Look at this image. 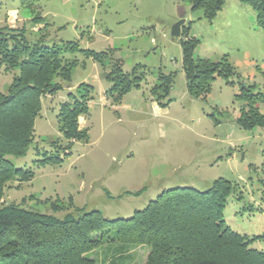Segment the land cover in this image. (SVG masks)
<instances>
[{
  "label": "rangeland",
  "instance_id": "rangeland-1",
  "mask_svg": "<svg viewBox=\"0 0 264 264\" xmlns=\"http://www.w3.org/2000/svg\"><path fill=\"white\" fill-rule=\"evenodd\" d=\"M179 19L185 36L198 43L194 58L227 57L236 70L229 79L233 85L216 77L205 99L189 96L180 39L170 34ZM255 19L254 10L238 0H224L211 20L188 0H0L3 33H22L28 42L46 44L78 41L81 48L105 52L102 64L77 53L86 64L73 67L71 89L64 85L41 98L32 144L24 156L11 157L15 167L29 168L34 175L7 180L0 205L60 218L90 210L109 219L129 217L163 190H205L221 177L233 185L223 208L227 225L248 237L263 234L264 127L240 128L236 118L242 103L234 100L241 84H254V92H264V29ZM116 65L139 82L138 89L122 96L119 103L126 106L118 111L100 100L104 91L109 99L117 94L107 91L104 78ZM171 72V101L162 108L152 94L165 100L160 84ZM14 73L17 70L0 67V91L5 92ZM82 82L94 91L79 87ZM68 92L76 97L93 94L94 101L85 122L79 118L88 140L75 142L64 156L67 140L58 130L56 115ZM260 110L264 112V105ZM53 155L61 161H39ZM252 247L264 250V237ZM103 250L89 256L105 264ZM148 250L133 247L126 264H144Z\"/></svg>",
  "mask_w": 264,
  "mask_h": 264
},
{
  "label": "trees",
  "instance_id": "trees-1",
  "mask_svg": "<svg viewBox=\"0 0 264 264\" xmlns=\"http://www.w3.org/2000/svg\"><path fill=\"white\" fill-rule=\"evenodd\" d=\"M192 8H201L211 20L224 0H188ZM249 5L256 14V24L264 29V0H238ZM183 19L171 25L170 34L180 39L186 90L190 97L203 99L211 90L216 77L229 80L236 75L234 66L224 55L217 61L194 58L197 41L185 36ZM0 29V67L15 71L5 92L0 91V194L7 180L14 176L31 179L29 168L15 167L11 157L24 156L34 140V121L39 116L45 95H53L69 86L72 69L84 66L87 58L100 64L104 51L81 48L78 41L46 44L40 40L28 42L19 33H3ZM7 30V29H6ZM16 32H19L15 30ZM13 33V32H12ZM81 53L83 60L76 56ZM174 73L165 75L164 98L152 94L159 107L170 103L168 98ZM116 92L112 100L119 102L131 89H138L135 77L112 67L104 76ZM86 92L94 91L89 83H80ZM254 84H241L234 100L241 101L238 126L244 130L264 127V92H254ZM106 91V92H107ZM110 95V94H108ZM93 94L76 97L71 92L59 104L58 130L67 140L64 156L73 144L88 140V129L80 128L78 119L88 113ZM217 123V122H215ZM57 155L43 157L40 162L58 163ZM233 185L224 178L215 179L210 187H173L163 190L140 210L129 217L109 219L98 210L82 212L77 217L66 213L63 217L25 209L17 205H0V264H97L89 253L104 249L105 264H126L130 250L147 246L144 264H264V250L252 247L263 238L248 237L230 228L224 220L223 208ZM139 193L137 191L135 194Z\"/></svg>",
  "mask_w": 264,
  "mask_h": 264
},
{
  "label": "crops",
  "instance_id": "crops-1",
  "mask_svg": "<svg viewBox=\"0 0 264 264\" xmlns=\"http://www.w3.org/2000/svg\"><path fill=\"white\" fill-rule=\"evenodd\" d=\"M92 60V59H91ZM92 65L93 66H95L94 64L96 63V62H94L93 60H92ZM85 64L86 63H84V66H82V67H85ZM67 91H69V89H71L69 86H67ZM69 93V92H68ZM67 93V94H68ZM67 94H66V96H67ZM110 97H106L105 96V91L103 92V95H102V97H101V102L104 104V102H107V104H104V105H107V106H109L111 109H113V110H115V111H118V109L120 108V106H126V105H122L121 103H119V102H114V101H112V99H109ZM65 99H66V97H65ZM108 100H110V101H108ZM94 100L93 99H91L89 102H88V106H90L91 105V103L93 102ZM79 118H81V116L79 117ZM82 118H83V120H84V118H85V116H82ZM120 118H118V120H119ZM78 122L80 123V119H78ZM84 122H85V120H84Z\"/></svg>",
  "mask_w": 264,
  "mask_h": 264
}]
</instances>
